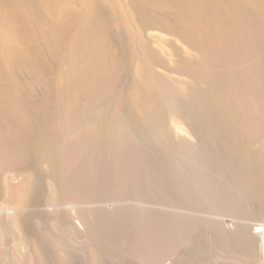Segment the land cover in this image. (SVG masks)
<instances>
[{
    "label": "bare ground",
    "instance_id": "6f19581e",
    "mask_svg": "<svg viewBox=\"0 0 264 264\" xmlns=\"http://www.w3.org/2000/svg\"><path fill=\"white\" fill-rule=\"evenodd\" d=\"M182 2L185 8H183L181 4V6L177 8L180 11L179 14L181 13L182 16H184V21L188 22L192 26V28H194L193 30L195 31L196 36L200 41V48L197 47V50L199 48V54L201 58L200 69L202 72V81L200 80L201 85L200 84L198 85L200 87L199 91L193 90L194 84L193 85L185 84L182 86L180 83V85L182 86L181 88L178 87L179 89L176 92H172V94L171 92L168 91L171 95H163L162 93L163 95L162 98L165 100L164 104L166 102L165 105H166V109L168 108V112L169 111L171 112L172 109L171 107L176 106L174 105L176 104V101L179 102L181 101V104L182 102L188 103L189 104L188 107H191V109L195 113L193 115H195L194 118L196 117L195 124H197L196 125L197 127H195L196 129H194V127L193 129H191L192 127L191 126L190 128L186 127L185 129L184 127L185 124H183L184 122L181 123L180 119L177 117V114L174 115L173 112L170 115V122L167 124L168 126L163 127L165 123L162 125L161 123L162 118L160 117V115L157 116L156 113H155L156 115H154L153 114L154 111L152 113V109H151L152 106L150 105L151 106L150 108V106L148 105L151 112L148 113L147 111L142 113L141 115L143 119L142 123H145L144 121H146L148 127V133L152 134L153 138L155 137L156 142L152 145H149L150 143H148L147 145L145 142L144 144H140L133 141L135 139L133 140L130 139L131 135H129L130 137L127 135L125 136L126 133L123 135L119 134L118 136L115 135L114 136L115 138H112L111 135H109L111 139L108 138V135L105 134L107 132H104L100 128V126H98V124L94 122V118L92 117L93 115L90 116L91 114L89 115L90 117L87 119L88 121L86 125L83 128H81L79 132L75 133L74 130L76 128H74L73 130V126L75 124V117H74L75 110L73 111L72 107L69 108L70 106H68V104L64 102L66 97H62L64 101H58L57 99L54 100L55 102H54V107L52 109L53 110L52 115L55 117V120L57 121L56 126L54 124L51 115H48L45 120L44 118H42L45 123L40 122L41 124L44 125L42 131L37 130L40 125L37 128L32 127L29 124L30 117L29 120H27L26 118H24V114H22L21 112L22 105L19 101L21 98L19 99L17 97L19 92L16 95L17 97L16 99H19L18 101H15L16 100L15 98H14L15 100H11L13 98L9 97L11 96L9 94H11L10 89L12 86V84L9 83V73H10L9 52H11L9 51V47L11 46L10 45L11 33L9 32V25L11 26V24H9L10 4H9V0H0V225L1 227L6 226L11 230L13 229L15 231L17 230V232L19 233L21 232V234L19 235L27 234L28 236L29 225L32 226L30 223L32 222L33 219V213L34 214L36 212L43 213L44 216L45 215L47 216V221L49 219L53 220L57 211L56 210L58 204L57 202L58 200H61L58 197V194L60 192L52 168V165L54 163V154L52 153L53 152L52 150H54L55 146H58L62 148L61 157L59 159L60 172L63 178L62 187L66 189V191L67 189L70 190V201L68 200L69 197H66V203H64V207H66L67 210L70 209V225L75 229H77L76 223H79L85 236L87 237L85 238L89 240L91 239V241L97 243V246H99L100 251H102L103 255L107 256L113 254L111 248L113 246H117L119 252H121L120 254L121 255L125 254L126 258H128L126 260L127 263L160 264L159 263L160 260L168 257L169 255L176 253L175 252L176 249L178 252L179 242H177L178 240H175L172 236H170L171 234L169 236L168 235L161 236L160 235L161 233L157 234L153 230V224L151 222V218L154 217L153 215L152 217H150L151 214L148 212L151 211V207L154 205L153 201H155V199L158 197L156 194L153 195L154 193H152V188L150 187L151 184L149 183L150 177L148 171L149 167H147V163L150 162L152 158L158 156L159 158L160 157L168 158L169 161H172L173 168L174 170H176L177 173L176 180L178 179L180 184L184 187H187L188 184L190 183H191L190 185L193 186L192 184L193 180L197 181L198 177L201 178V176H199V173L202 174L205 173V171L204 173L202 172L205 169H203L201 172H198L197 168L199 169L204 168L203 163L206 162V157L211 153L209 152V154L207 155V149L209 150L219 149L218 148L219 143L222 142L223 144V141H220V139L225 138L227 140L226 141L228 148L227 154L225 152V148L223 151L224 153L223 152H220V154L218 153L219 154L218 157L219 158L222 157L223 159L222 160L223 162L221 163L222 168L219 170L217 174L213 173V175H209V176H211L210 178L216 183V185L219 183L221 186L224 187L223 189L226 188L231 193H233L235 197H232V199L235 198V200L237 201L247 200L246 202L248 203L243 201L242 205L249 204V207L251 209V214L248 213L250 211L245 212L244 214L245 216L246 213L247 215L248 214L249 215L244 218L240 217L241 218V219L239 218L240 221L239 222L235 221L237 222L235 224L232 223L228 226H226V224H223L225 225L223 226V228L225 227L224 230L226 231V234L229 233V235L231 236L230 238L232 239L231 241L234 242V245L236 244L240 245L244 250L248 251L249 255L257 259H261L263 257L264 234L257 235L254 232H251L250 228L252 225L258 222H264V0H185ZM174 3L171 6H174ZM180 3L181 1L179 2V4ZM205 3H207V5L210 3V5L213 8L210 13L211 18L209 21L203 15ZM48 4L46 7H48V9H51L49 7L50 5L48 6ZM176 4L179 5L178 1L176 2ZM153 7L154 6L152 5V8ZM61 8L58 11L55 9L56 13L61 12ZM154 8L156 9V7ZM157 9L159 8L157 7ZM168 10L170 11V9ZM51 11L49 12L51 13ZM66 14H68V11ZM85 14L84 17H86ZM82 17L79 18L81 19ZM54 18L56 19L57 16ZM79 18L77 17V19ZM61 23H62L61 27L60 26L57 27L56 25L55 28V30L57 31V33L55 32L57 34L56 39L57 41L59 40V42L60 40H67L70 36V33L73 31L72 29L74 27L72 26V24L70 25V12L68 16L64 18V21L60 22V24ZM51 24L52 23H50V25ZM70 26L72 28H70ZM51 27H53V25ZM51 29H53L52 30L53 32L55 31L54 27ZM193 30L191 29V31ZM243 30H244V34H243ZM53 32L51 33L49 32V33L51 35L52 34L54 35ZM223 37L227 39L226 57L225 59H222L221 62H217L212 60L207 55L212 54V57L216 56L213 55L212 49L216 47V49L219 50L221 48L220 40H222ZM67 41H66V46H67ZM27 42L28 41H26V43ZM64 45L65 44H63V46ZM60 53H62V51ZM194 60L195 59H193V62ZM62 61L61 63L65 62ZM212 62L216 65L213 66ZM56 66L54 65V67ZM221 68L227 70L228 81L227 84H225V86L221 85L218 82V75L220 73ZM197 71L199 72V70ZM64 72L65 71L61 70L60 67L58 73L63 74ZM67 76L66 78H68ZM54 78L56 79V77ZM58 78L59 80H62V78H60V76L57 75V80ZM67 81L68 80H66V82ZM191 82L193 83V81ZM55 87L56 90L60 89V86H55ZM155 88L157 87L155 86ZM163 91L165 92L166 90L163 89ZM143 103H141V105ZM168 105L170 106L172 105L170 109ZM144 106H147L146 103ZM150 114L151 115L153 114V116H155L154 119L152 118H151L152 120L148 119L149 117L148 115ZM27 144L31 146L30 150H32L36 156L38 155V153H40L39 157H41L43 155L41 154L42 150L43 152H46V155L44 154V157H46L48 164L45 167V171H43L45 172L43 205L42 204L38 205V202L36 201L37 198L35 196L36 194L34 193L37 191L35 192H32L33 190L30 191L33 186L30 187V190L28 192L19 195L20 189L22 188L23 184L27 181V178L29 177L26 176L27 172L26 173L18 172L17 170H14V168L13 169L9 168L8 167L9 164H7L8 160L12 161L13 160L12 158L17 157V153L22 155L21 151L24 150L21 151L19 150L20 151L19 152L17 151V149L21 148L22 146H27ZM226 144L225 145L223 144L224 147L226 146ZM215 147L217 148L215 149ZM18 158L21 159L20 157ZM23 161L21 160L20 163H22ZM169 161H167V163ZM219 161L221 162V159ZM169 165H167L168 168H171L169 167ZM24 171H26V169ZM203 177L201 179H203ZM198 181L197 184L195 183L196 185H198L199 183ZM32 182L31 184H34L33 179ZM205 182H207V180ZM207 183L209 184V182ZM215 183H213L214 186ZM176 185L178 186V184ZM199 185H201V182L199 183ZM205 185L206 184H204V186ZM182 186L181 188H183ZM177 188H179V186ZM194 188L197 189V186H194L193 189ZM210 188H213V185ZM200 190L201 189H199V191ZM186 191L188 190H185V192ZM201 191H202L201 193H203V190ZM206 191L208 192V190H205V192ZM229 191L228 193H230ZM74 193L77 194L76 197L81 199L82 202L76 203L75 202L76 197L75 200H73L72 194ZM167 193L165 192V194ZM190 193H192V191H190ZM185 195L186 193L184 194V197ZM155 196L156 198H154ZM190 196L188 193L187 197ZM167 200L169 199H166V201ZM117 203H120L119 204L120 206ZM191 203H193V201ZM240 203H242V201ZM128 204H129L128 207H130L129 209L131 211L128 210V207H126ZM246 207H248V205ZM72 208L75 210L76 219L71 215ZM179 209L183 210L181 206L179 207ZM145 210L148 212H146ZM128 213L131 214V217L134 219L133 222L135 224L132 225L130 223L132 225V227L130 228L127 227L126 223L125 225L123 224V220L126 217H129ZM58 216L59 215H57L56 217ZM37 221L36 224L39 222ZM40 222L38 223V225L42 223ZM111 228L116 229L113 234V240H111V236H110L111 235L110 232H113V230L111 231ZM184 230L183 228L182 231L179 230L181 231L180 234L182 235V237L184 234L186 235V233H182L184 232ZM17 232L14 233L17 234ZM202 233H204V231ZM34 237L36 238V236ZM4 239L5 238H3L2 240ZM23 239L25 240V238ZM46 239L49 238L46 237ZM118 239L123 240V242H120L121 244H117ZM185 239H187V237ZM18 243H20V241H18L17 244ZM180 243L183 244L184 242L181 241ZM225 244L226 243H224V245ZM216 246L219 245L216 244ZM33 248L34 246L32 247V249L26 248L25 250V253L27 255L26 257H28V259L31 258L33 255L32 254L33 252H31L33 251ZM11 255L12 254H10L9 256ZM23 257H25V255H23ZM36 258L37 257H35V259ZM64 258L65 257H63V259ZM5 259L1 260L0 264H14L12 262L16 261V259L14 261H12L13 259H11L10 261L12 262H10ZM24 259L28 260L27 258ZM67 259L68 258H66L65 260L59 259L58 264H70ZM69 259H72V256ZM176 263L178 262L176 261Z\"/></svg>",
    "mask_w": 264,
    "mask_h": 264
},
{
    "label": "rangeland",
    "instance_id": "374dc122",
    "mask_svg": "<svg viewBox=\"0 0 264 264\" xmlns=\"http://www.w3.org/2000/svg\"><path fill=\"white\" fill-rule=\"evenodd\" d=\"M177 1L178 4L180 1L181 3L177 5ZM182 1L185 0H9L10 11H12H9V24H11V26L9 25V32L11 33V46L9 47V51H11L9 52V64L11 65H9V83L12 84L11 89L13 90L12 91L10 89L11 94L9 95H11L12 97H9L13 98L11 100H15L17 97L19 99L21 98L20 100L16 99L15 101H20L22 105L21 112L22 114H24V118L29 120L30 117L29 124L32 127L37 128L40 125L37 129L39 131H42L44 126L40 122L45 123L44 120L48 115H51L56 126L57 121L52 115V109L54 107V100L57 99L58 101H64L62 97H66L64 102H66V104L70 106L69 108L72 107L73 111L75 110V124L73 126V130L74 128H76L74 130L75 133L79 132L81 128L86 125L88 121L87 119L93 115L92 117L94 118V122L97 123L104 132H107L105 134L108 135V138H115V135L118 136L119 134L123 135L126 133L125 136L131 135V137L129 136L130 139H135L133 141L137 143L144 144L145 142L147 145L148 143H150L149 145H152L156 142V139L155 137H152V134L148 133L147 123L146 121H144L145 123H142L143 119L141 117L143 112H151V106L152 113L154 111V115H160V117L162 118V125L165 123L163 127L168 126L167 124L170 122V115L173 112L174 115L177 114V117L180 119L181 123L184 122L183 124H185V129L186 127L190 128L191 126V129H193V127L194 129H196V117L194 118L195 115H193L195 113L191 109V107H188V103L182 102L181 104V101H176V104H174L176 106H173L174 108L171 107L172 105H168L169 109L170 107L172 108L171 112H168V108L166 109L165 105L166 102L164 104L165 100L162 98L163 95H171L172 92H176L185 84H194L193 90L199 91L200 87L198 85L201 83L200 80L202 81V72L200 69L201 58L199 54L200 41L198 40L196 33L193 30L194 28H192V26L188 22L184 21V16H182L181 13L179 14L180 11L177 8H179L181 4L183 8H185ZM46 3H49L48 6L50 5L49 7L51 9H48V7H46ZM173 3L174 6H171L173 5ZM152 5L156 7V9L154 7L152 8ZM157 7L159 9H157ZM54 8L57 11L61 8V12L56 13V10ZM168 9H170L171 12ZM212 9L213 8L210 3L208 5L207 3H205L203 15L208 21L211 18L210 13ZM49 11H51V13ZM67 11L68 14L70 12V25L72 24L74 28L72 29L73 31L71 30L72 32L69 36L70 39H67L68 41L60 40L59 42V40L57 41L56 39L57 31L55 30V28L56 25L57 27L62 26V23L60 24V22L64 21V18L68 16V14H66ZM83 13H87L85 14L86 17H84ZM56 16L57 18L55 19L54 17ZM77 17L82 18L77 19ZM53 18L56 22L53 20ZM49 22L52 24L50 25ZM52 25L55 30L54 32L52 31L53 29H51L53 28L51 27ZM70 28L72 27L70 26ZM191 29L193 31H191ZM49 32H53L54 35H51ZM26 41L28 42L26 43ZM220 43L221 48L219 50H217L216 47L212 49L213 55L216 56L212 57V54L207 55L212 60L217 62H221L222 59H225L227 51V39L223 37L222 40H220ZM63 44L65 45L63 46ZM197 47H199L198 50ZM61 51L62 53H60ZM40 59H43L42 62ZM193 59H195L194 62ZM61 61H65V64L61 63ZM212 64L213 66L216 65L213 62ZM54 65L57 66L54 67ZM60 67L61 70L65 71L63 74L58 73ZM53 69L56 71H54ZM197 70H199V72ZM57 75L60 76L62 80H59V78L57 80ZM66 76L68 78H66ZM54 77H56V79ZM66 80L68 81L66 82ZM191 81H193V83ZM227 81V70L221 68L218 75V82L221 85L225 86V84H227ZM180 83L182 86L180 85ZM154 85L157 88H155ZM55 86H60V89L56 90ZM149 88L151 89V92ZM14 89L16 93L14 92ZM163 89L166 91L164 92ZM155 91L158 92L156 93ZM168 91L171 92V94ZM17 94L18 96L16 97ZM140 102H145L147 106H144L145 103L141 105ZM148 105H151L150 108ZM153 114L148 115V119H154L155 116H153ZM42 118H44V120ZM120 130H122L123 132ZM109 135H111V137H109ZM223 139L225 138H221L220 141H223V144L225 145L227 140ZM223 144L222 142L219 143V149H217L218 151L207 149V155L209 154V152L211 153L208 156L206 155V162H204L205 164L203 163L204 168H197L198 172H201L203 169H205L202 172L204 173L205 171L206 173H199V176H201V178L204 176L203 179L199 177L197 179V181L200 179L198 182H201V185H199V183L198 185H196L197 181L193 180V186L190 185L191 183L188 184L187 187L182 186L178 179L176 180V170H174L172 161H169L168 158H159L158 156L152 158L150 162H153H148L150 164L147 163V167H149L148 171L150 177L149 183L151 184L150 187L152 188V193H154L153 195L156 194L159 199L155 196L154 198L156 199L155 201H153L155 206L153 205L151 207V211H145L151 214L150 217H152V215L154 217L151 218V222L153 224V230L155 233H161V236H169L171 234L170 236H172L175 240H178L177 242H179L178 252L177 249L175 251L177 254L174 253L175 255L172 254L173 256L169 255L168 257L160 260V264H264V251L263 257L261 259H257L249 255L248 251L244 250L240 245L236 243L235 244L237 246L234 245V242L231 241V236L229 235V233L226 234V231L224 230L225 227L223 228V226H225L223 224H226V226L232 223L235 224L239 222L242 217L244 218L251 214L249 204H247L248 207H246L247 205H242L244 200H241L242 203H240V200L237 201L235 200V198L232 199V197H235L234 194L226 188L223 189L224 187L219 183L216 185V183L210 178L211 176H209L213 175V173L217 174L222 168L221 163L223 162V159L222 157L219 158L218 155L220 154V152L224 151V148L226 154L228 151L227 144L225 147ZM30 148L31 146L29 144H27V146L18 148L17 151L24 150L21 151L22 155L17 153V157L12 158V161L8 160L7 164L12 165L13 167L9 165L8 167L11 169L14 168V170H17L18 172H27L26 176L29 177L20 189L19 195L28 192L30 190V187L33 186V189L31 188L30 191H37L34 193L36 194V201L38 202V205H43L45 174V172L43 171H45V167L48 164L46 157H44V154L46 155V152H43L42 150L43 153L41 152V154L43 155L41 156V158L39 157L40 153H38V155L36 156L33 151L30 150ZM216 148L217 147H215V149ZM52 151V153L54 154V163L56 162L55 164L53 163L52 168L60 192L58 194V197L59 199H61L57 202V211L55 217L53 218V220H55L53 221L49 219L47 221V216H44L43 213H33V219L30 223L32 226L29 225V237L27 236V234L19 235L21 234V232L19 233L17 232V230H11L6 226L1 227L0 225V233L2 234L3 231V236L0 234V261L6 258L5 260L8 261H10L11 259H13L12 261H14L16 259V261L14 262L10 261L14 264H58L59 259L65 260L66 258H68L67 260L70 264H130L126 261L128 259L126 258V255L120 254L121 252H119L117 246H113L111 248L113 254L107 256L103 255L102 251H100L99 246H97V243L91 241V239H86L87 237L85 236L79 223H76L77 229L70 225V209L67 210L66 207H64V203H66V197H69L68 200L70 201V190L67 189V192L66 189L62 187L63 178L59 166V159L61 157L62 148L55 146L54 150ZM18 157H20L21 159H19ZM220 159L221 162L219 161ZM21 160L24 161L20 163ZM167 161H169L168 163L171 166L167 163ZM166 163L171 168H168ZM25 169L26 171H24ZM172 174L175 175L173 176ZM205 178L207 182H209V184L205 182ZM32 179L34 181V184H31ZM212 182L215 183L216 187ZM203 183L206 185L204 186ZM210 183L213 185V188H210L212 187ZM176 184H178L179 188H177L178 186ZM181 186L184 189L181 188ZM194 186H197V189H195L196 187L193 189ZM180 188L183 190V192ZM199 189L203 190V193H201L202 191H199ZM185 190L188 191L185 192ZM189 190L192 191L193 194L190 193ZM205 190H208V192L206 191V193ZM228 191L230 193H228ZM165 192L168 193L165 194ZM185 193L186 195L184 197ZM188 193L189 196L191 194L190 197H187ZM74 194H72L73 200H75V197L77 195ZM166 199L169 200L166 201ZM192 201L193 203H191ZM246 201L247 200H245L244 202ZM75 202L80 203L82 201L81 199L76 197ZM117 204L119 205L120 203ZM171 204H173L174 206ZM128 206L129 204L126 207ZM180 206L183 208V210L179 209ZM129 208L130 207H128V210H130ZM245 212H248L249 214L247 215L246 213L245 216ZM57 215L59 216L56 217ZM71 215L76 219V213L73 208L71 209ZM128 215L129 217H126L123 220V224L125 225L126 223L127 227L130 228L135 224L133 222L134 219L131 217V214L128 213ZM37 220L39 222L41 221L42 223L40 222L41 224L38 225L39 222ZM36 221L38 222L37 224ZM257 225H264V222H258L252 225L250 228L251 232H253V228ZM182 228L183 230L185 229L182 233H186V235L184 234L183 237L180 234ZM112 230L113 232H110L111 240H113V234L116 229L111 228V231ZM201 230H203L204 233H202L203 231ZM14 232H17V234H15ZM1 236L2 239H5L2 240ZM34 236H36V238ZM184 236L185 238L187 237V239H185ZM46 237L49 239H46ZM23 238H25L26 241ZM229 240L233 243H231ZM18 241H20V243L17 244ZM181 241L184 242V245L180 243ZM120 242H123V240L118 239L117 244H121ZM228 242H230L231 244ZM224 243L226 244L224 245ZM216 244L219 246H216ZM33 246V251H31L33 252V255L31 258H29V260L28 257H26L27 255L25 253V250L26 248L32 249ZM97 247L99 248V250ZM10 249L14 250L12 251ZM10 254H12V257L9 256ZM23 255H25V257H23ZM71 256L72 259H69ZM35 257L37 258L35 259ZM63 257L65 258L63 259ZM24 258H27L28 260ZM26 261L29 262L27 263ZM176 261L178 263H176Z\"/></svg>",
    "mask_w": 264,
    "mask_h": 264
},
{
    "label": "built area",
    "instance_id": "2783aa9c",
    "mask_svg": "<svg viewBox=\"0 0 264 264\" xmlns=\"http://www.w3.org/2000/svg\"><path fill=\"white\" fill-rule=\"evenodd\" d=\"M253 232L257 235L264 234V225H257L253 228Z\"/></svg>",
    "mask_w": 264,
    "mask_h": 264
}]
</instances>
